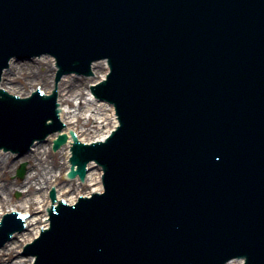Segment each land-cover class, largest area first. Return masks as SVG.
Masks as SVG:
<instances>
[{
    "label": "water",
    "instance_id": "water-1",
    "mask_svg": "<svg viewBox=\"0 0 264 264\" xmlns=\"http://www.w3.org/2000/svg\"><path fill=\"white\" fill-rule=\"evenodd\" d=\"M39 41L81 47L79 67L110 60L94 91L116 104L121 126L106 142L75 138L70 177L83 180L95 159L106 192L50 210L36 264H264V0H0V79ZM92 67L97 78L57 86L62 133L83 142L118 123L88 95L107 71ZM55 73L50 57L12 61L0 87L49 94ZM62 127L56 95L0 89V149L27 151ZM56 136L0 156V220L30 213L5 247L22 225H7L16 213L0 224V264L32 263L20 252L49 226L52 188L70 204L103 191L92 162L85 182L66 180L70 141Z\"/></svg>",
    "mask_w": 264,
    "mask_h": 264
}]
</instances>
